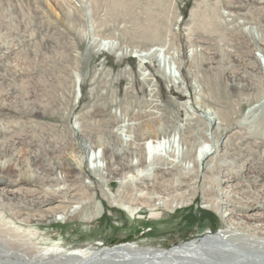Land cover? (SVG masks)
<instances>
[{"label": "rangeland", "instance_id": "obj_1", "mask_svg": "<svg viewBox=\"0 0 264 264\" xmlns=\"http://www.w3.org/2000/svg\"><path fill=\"white\" fill-rule=\"evenodd\" d=\"M149 51L146 63L134 56ZM170 66L184 83L164 77ZM175 127L199 147L220 146L213 169L178 162L164 170L167 162L156 161L137 182L122 180L139 176L122 164L125 150L172 138ZM112 160L122 163L114 169ZM68 164L82 167L78 211L49 223L25 205L55 193L54 177H72ZM0 166L6 180L40 179L28 193L0 190V243L11 253L4 264L48 249H171L229 223L231 248L264 255V215L243 207L264 205V0H0ZM70 188L57 189L73 200ZM107 193L138 213L111 206ZM208 198L235 203L228 223L204 208ZM49 256V264L76 263Z\"/></svg>", "mask_w": 264, "mask_h": 264}, {"label": "bare ground", "instance_id": "obj_2", "mask_svg": "<svg viewBox=\"0 0 264 264\" xmlns=\"http://www.w3.org/2000/svg\"><path fill=\"white\" fill-rule=\"evenodd\" d=\"M109 45H110V48L108 47L109 49H112V50L115 49L114 45L116 44L109 43ZM119 54L120 53H118V55ZM134 54H135L134 55L135 58L141 59L142 63H146V60L153 53L149 51L146 53L145 52H141V53L135 52ZM184 63L185 62H183L182 64ZM177 68L170 66V67H167L165 71L164 77H166L169 80V83L172 86L177 85V84L179 86V84L184 83L186 79V78L185 79L183 78L182 82L180 81L181 79L179 77L180 73L178 75L176 71ZM148 77L149 76L145 73L144 78H148ZM76 92H77L76 93V100H77L79 98V93L77 89H76ZM183 105L188 110L189 115L191 117H194L195 110L190 106V103L187 101L186 103H183ZM212 123L215 126L219 125L217 124L216 119L215 121H211L210 125H212ZM170 127H173V126H170ZM172 130H173L172 138L167 135L163 137L159 136L151 140H145V142L142 144V146L138 150L137 149H134V150L126 149L125 151H128V155H129V158L126 162L122 163V162L117 161L114 163V161L112 160L111 164L112 166H114L113 167L114 169L117 166L116 164H119V163H122L125 166V168H127L128 170L138 169L139 171L138 177L131 178L127 176L126 178L122 180L127 179V181H129L128 179L130 178L131 181L137 182V180H139L138 178L149 174L153 170V167L156 161L167 162V164H164V165L165 166L169 165V168H164V170H169V169L174 170V167L175 165H177L176 163L178 162L183 163V165L188 169H197L198 172H201L200 171L201 169H205L207 172L213 169V165H211V157L215 155L216 153L218 154L220 152L219 151L220 146L218 147L213 146V143H211L212 141L211 140L209 144L202 143V145L199 147L196 141L197 137H195L194 135L186 137V135L182 133V129L180 127H175ZM216 130L219 131L220 127L218 126ZM216 134H219V133L217 132ZM177 136H179L181 140H178L176 142ZM118 155H121V154H118ZM115 157L116 155H113L112 159H115ZM68 168L72 169L74 175L72 177H67V178L54 177V180L51 183L52 184L51 186L54 187L55 193L50 194V197L47 196L43 198H40V197L35 198V199L33 198L30 203L28 202V204L25 205L28 209L32 208L34 212L42 215V219H46L49 223L57 222L58 220H63L65 216L73 214L74 212L78 211V207L75 206V204H77V200H80V199L75 198L73 193L76 192L77 185H79L77 182L79 181V179H81L82 167L81 166L73 167L68 164ZM1 172L2 171H0V173ZM167 172L169 171H165L164 173H167ZM106 174L103 173L102 176L100 175L101 180L105 179ZM112 174L113 172L109 171V175L111 177H112ZM37 179L40 181L39 178H35L34 176L22 177V178L17 179L16 181H11V180H6L2 178L1 176L0 177V190H3V193L8 195L9 193L11 194L12 192L14 193L16 192V190L14 189L11 190V187L15 188L18 186H28L27 188H22L23 190H25L23 192L28 193L30 191V187L31 188L39 187L37 186L39 185ZM236 179L237 177H234V181H236ZM232 181L233 179L224 178V182H232ZM66 182H68L71 185V188L69 189L68 193L73 194V197H74L73 200H68L67 196L64 195V193L63 194L60 193L61 191L60 189H57L58 187L60 188V185H62V183H66ZM89 189H91V187H89ZM93 190H94V187H92V191ZM20 192H22V190H20ZM219 193L220 192H218V194ZM135 197L137 196L134 195L133 198ZM103 198L111 206L119 207L120 210L126 212L131 217H134L138 213L137 208L129 204H126V203L123 204L121 200L116 199V197H114L110 193H107L105 196H103ZM206 200L207 202L203 201L205 204L204 208L214 210L215 212H217L218 216L224 223H228L229 221L228 219L230 218V216L234 215V212L233 211L229 212V209L233 208L235 210L236 209L235 203L232 201L214 202V201H210L209 198ZM79 204H81V201ZM182 205L183 203L181 202L173 204L171 206V209L174 211L175 209L182 207ZM262 205H263L262 202L261 203L258 202L253 205L247 204L243 207L247 211L251 209L255 212L258 211V213H261L264 215V207H263L264 205L263 206ZM98 208H101L100 203H98ZM59 214H61L60 217H59ZM32 218L34 221L37 220V217L35 216H32ZM42 219L39 218V220H42ZM231 224L229 223L228 225H226L225 229L220 230L215 235H207L200 239H192L190 242L180 244L179 246L173 247L171 249H156L153 247L140 248L139 246L135 244L128 243V244L116 246L114 248L104 247V248H100V249H96L92 251L82 249V250L72 251L69 253H63L62 249L61 250L60 249H48V250L43 251L42 253H39L40 256L38 257H35V255L33 256L27 255L26 253H22V254L17 253V255L25 259L23 263H19V264H49L47 260L51 259L49 256L51 253L55 254L56 256L58 255V260L65 259V260H68V262L69 260H72L76 262L75 264H264V259H263L264 255L255 257L247 253H244V254L241 252L238 253L237 247L235 248V250L237 249V251H235L233 248L230 247L228 242L233 241L231 240L233 237ZM10 254L11 253L5 251V246L0 243V257L2 255L8 256ZM70 263L71 262H69V264ZM0 264H4L3 260L1 259H0ZM14 264H17V263H14ZM56 264H58V262Z\"/></svg>", "mask_w": 264, "mask_h": 264}, {"label": "trees", "instance_id": "obj_3", "mask_svg": "<svg viewBox=\"0 0 264 264\" xmlns=\"http://www.w3.org/2000/svg\"><path fill=\"white\" fill-rule=\"evenodd\" d=\"M104 217V216H103ZM210 218H211V220L213 221V225H212V228H213V230L215 231L216 230V228L218 227V225H219V219L216 217V215H214V214H210Z\"/></svg>", "mask_w": 264, "mask_h": 264}]
</instances>
